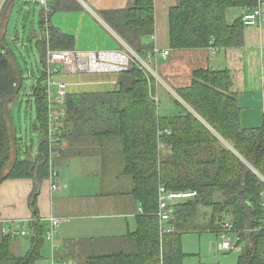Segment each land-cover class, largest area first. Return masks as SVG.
<instances>
[{
    "label": "trees",
    "instance_id": "obj_1",
    "mask_svg": "<svg viewBox=\"0 0 264 264\" xmlns=\"http://www.w3.org/2000/svg\"><path fill=\"white\" fill-rule=\"evenodd\" d=\"M256 3L178 0L169 11L171 47L207 48L213 44L227 49L241 45L244 18L230 23L229 10H250ZM63 4L64 0H59L57 8H75ZM103 14L130 47L146 56L152 46L144 40L155 30L154 0H133L125 9ZM48 19L43 11L44 33L37 44L44 64L48 48H75L74 36L50 26ZM19 60L6 37L0 35V184L7 179L33 181L29 196L32 219L20 224L29 229L25 238L30 248L17 255L13 242L18 235L0 233V264H37L44 258L48 228L38 206L42 183L50 175L45 74L31 93L36 108L32 128L41 137L36 150L26 146L23 155L22 138L17 136L19 129L12 113V103L24 79ZM129 74L134 77L130 89L119 85L69 93L59 127L70 151L87 149L102 154V175L118 172L111 170L113 166H123L117 177L131 179L128 194L141 209L136 216L137 227L115 238L71 240L60 249L58 257L74 264H184L183 234L221 235L229 220L233 225L230 235L240 247L230 250L238 253L236 264H264V112L260 124H244L242 106L232 90L227 68H196L190 85L176 89L182 100L163 89L159 99L158 81L136 64ZM161 100L168 102V109ZM161 186L169 191L197 192L175 203L174 218L168 224L172 230L164 233L157 215Z\"/></svg>",
    "mask_w": 264,
    "mask_h": 264
},
{
    "label": "crops",
    "instance_id": "obj_2",
    "mask_svg": "<svg viewBox=\"0 0 264 264\" xmlns=\"http://www.w3.org/2000/svg\"><path fill=\"white\" fill-rule=\"evenodd\" d=\"M25 1L30 7L24 5ZM51 1L54 9L48 19L50 26L74 36L75 48L125 49L126 45H129L108 23L103 12L125 9L133 0H64L63 5H71L75 7L73 9H58L59 0ZM177 1L154 0L155 30L151 37L144 40L152 47L170 51L166 58L160 56L156 63L158 73L160 71L159 79H156L159 83V99L160 90L163 89L173 96L172 92H175V95L182 100L176 89L190 85L196 68H227L232 76V90L238 94L242 106L244 124L246 126L260 124L263 118L264 94V8L262 17L256 25L244 26L241 45L213 53L209 47L190 49L171 47L169 11ZM33 3L37 4L30 0H0V35L6 37L7 45L15 53L17 47L23 46V50L27 52L30 44L35 43L42 63V70L36 81L38 83L44 73V63L37 43L42 39L44 31L41 19L38 21L39 29L34 22L29 29L26 10L29 8L30 11ZM33 6L42 14L41 5ZM247 11L239 7L230 8L229 22L234 23ZM19 54L20 59L25 58L22 53ZM60 79L69 82V93L99 91L116 86L115 77L104 81V78L92 74L63 75ZM162 81H165L170 88L163 87ZM167 103L162 102L164 109H168ZM18 135L21 136L19 130ZM84 154L90 156L85 157ZM102 159L101 153L98 155L87 149L72 152L68 144L55 161L58 170L56 183L59 188L56 190L52 188L53 182L49 177L43 181L38 197L41 219L47 223V230L52 217L61 220L54 241L46 239L43 254L49 264H54V260L74 264L70 260L58 257L60 249L71 240L89 237L115 238L136 229V216L141 209L128 194L130 188L128 187L126 191L100 189L105 185L113 186L119 182H126L129 185V180L125 177H117L108 171L102 175L99 171L104 167ZM32 189L33 181L29 178L7 179L0 184V229L3 226L20 229L22 228L20 224H26L32 219L29 206ZM25 239L23 241L18 237L14 240L13 249L17 255L25 254L30 248L29 240ZM221 240L220 235L211 232L183 234L182 244L186 255L184 264H236L237 251L220 250Z\"/></svg>",
    "mask_w": 264,
    "mask_h": 264
},
{
    "label": "built area",
    "instance_id": "obj_3",
    "mask_svg": "<svg viewBox=\"0 0 264 264\" xmlns=\"http://www.w3.org/2000/svg\"><path fill=\"white\" fill-rule=\"evenodd\" d=\"M39 3L44 11L46 18H49L52 12L51 0H30ZM264 8V0H257L255 6L244 13V24L246 26L256 25L262 17ZM47 39L49 38L48 35ZM211 52L217 53L220 49L213 44L209 47ZM170 51L168 49L162 50L158 47H151L147 50L146 56L137 53L132 47L126 45L123 48H105V49H62L52 50L48 48L46 61L44 64V84L43 88L47 95L49 105V162L50 175L52 180V188L58 189L56 183L58 170L55 165L56 158L67 147L68 142L63 138V131L59 127V122L65 114L66 97L69 94L67 80L60 79L63 75H77V74H116L115 84L119 86L117 77L121 73H129L132 65L136 64L146 73L153 75L159 79L156 63L157 59L162 56L166 58ZM32 93V89H31ZM158 99V97H155ZM262 110L264 112V94ZM164 132L170 133V129H165ZM197 195L195 190L192 191H169L165 187L159 188V210L157 215L159 217L162 232H169L172 230L170 224L175 214V203L180 199L191 198ZM60 219L52 217L50 219L49 229L46 231L45 237L47 240L54 241L57 227L60 224ZM224 230L221 233V242L219 249L222 251H230L239 249L236 242L230 235L233 225L229 220L224 223ZM3 235L13 234L26 236L29 234V229L23 225L20 229L3 226L0 229ZM55 248V246H54ZM54 264H73L67 261L56 262Z\"/></svg>",
    "mask_w": 264,
    "mask_h": 264
},
{
    "label": "rangeland",
    "instance_id": "obj_4",
    "mask_svg": "<svg viewBox=\"0 0 264 264\" xmlns=\"http://www.w3.org/2000/svg\"><path fill=\"white\" fill-rule=\"evenodd\" d=\"M23 3L27 7H30V5L27 1H25ZM33 5L40 6L39 3H37V4L33 3L30 11H29V8H27V10H26V13H28L26 20L29 21V29H30V26L33 22L35 23L36 27H38V21H39V19L42 18V14H43V11L41 14L40 10L38 8H35ZM29 29H28V33H26L27 37L29 35ZM38 29H39V27H38ZM26 43H27V39H26ZM23 48H24L23 46L16 48L18 55H20L19 53H22L25 56V58L23 57L20 59L21 65L23 67V73H24L23 78L24 79L22 82V88L19 92V95L17 96L16 100L12 103V108H13L12 113H13L15 126L17 127V129H19V134L22 136V141L20 144L22 146V149H23L22 153L24 155V151L26 149V146L32 147L34 150H36L37 144H38L39 139L41 137V134L32 128L33 121L35 119L36 108H35V104L33 101V97L31 95V89L34 86V84L35 85L37 84L36 81H37V77L41 73V70H42L41 64L42 63H41L40 55L37 52V48H36L35 43L30 44V49L27 52L24 51ZM157 73H158V71H157ZM159 74H160V71L158 73V76H159ZM95 76H99L101 78H104L105 79V80L103 79L104 81H106L107 79L112 78V77L116 78V74H95ZM162 84H163L162 85L163 87H169L165 81H162ZM100 89H104V88H100ZM104 90H108V89H104ZM172 93L174 94V96L176 98H179L178 96L175 95V92H172ZM225 143L227 144V146L232 147L231 143L226 142V141H225ZM84 155H85V157L90 156L89 154H84ZM121 162H122V160L119 161V163H121ZM122 167L123 166H120V165H117L116 167L113 166L111 170L114 172L117 170L118 172H116L114 174H113V172H111V173L115 176H119V173H120V170L122 169ZM108 173H109V171H108ZM125 178H128L127 180H129V185L126 182H119L118 184L113 185V186L105 185V186L101 187L100 189H102V191L103 190H109V189H111L112 191H126V189L128 187L131 188V179L129 176H125ZM18 237L21 238L23 241L25 239L24 237H22L20 235H18ZM38 264H49V262L44 258V259L40 260V262Z\"/></svg>",
    "mask_w": 264,
    "mask_h": 264
},
{
    "label": "water",
    "instance_id": "obj_5",
    "mask_svg": "<svg viewBox=\"0 0 264 264\" xmlns=\"http://www.w3.org/2000/svg\"><path fill=\"white\" fill-rule=\"evenodd\" d=\"M134 77L129 73H121L117 77L118 84L122 85L125 89H130L133 85Z\"/></svg>",
    "mask_w": 264,
    "mask_h": 264
}]
</instances>
